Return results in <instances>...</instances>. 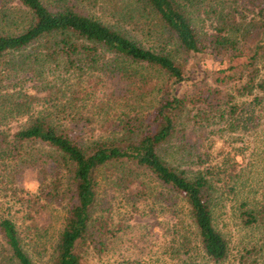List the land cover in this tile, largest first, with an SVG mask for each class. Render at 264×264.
<instances>
[{
    "label": "trees",
    "instance_id": "1",
    "mask_svg": "<svg viewBox=\"0 0 264 264\" xmlns=\"http://www.w3.org/2000/svg\"><path fill=\"white\" fill-rule=\"evenodd\" d=\"M5 1L9 4L0 9V264H33L14 208L47 204L64 212L52 264H80V246L90 242L102 249L111 233L115 207L111 196L101 194V179L120 192H133L143 185L140 174L153 181L155 197L164 199L169 211L186 205L204 255L224 262L228 246L214 215L219 177L231 179L226 161L187 176L161 152L183 131L177 124L186 104H199L197 116L200 105L219 108V85L231 86L229 111L245 98V130L256 127L254 114L264 110V0ZM138 33L151 47L136 39ZM207 52L221 69L211 72V83L196 99L178 95L188 79L187 59ZM13 122H19L16 130ZM23 168L37 169L33 193L16 186ZM241 209L246 225L260 224L264 250V184L258 208L245 203ZM37 220L25 224L27 234Z\"/></svg>",
    "mask_w": 264,
    "mask_h": 264
},
{
    "label": "rangeland",
    "instance_id": "2",
    "mask_svg": "<svg viewBox=\"0 0 264 264\" xmlns=\"http://www.w3.org/2000/svg\"><path fill=\"white\" fill-rule=\"evenodd\" d=\"M11 3L14 5V0ZM7 4L5 0H0V9ZM136 39L151 47L146 35L138 33ZM216 69H221V66L209 52L189 57L185 69L188 79L177 89V94L196 99L201 88L211 83V72ZM70 81H66L68 85ZM219 89L223 102L218 109L210 110L200 105L202 112L197 116L199 104H186L177 124V128L183 131L162 148V158L178 171L186 172L187 176L206 166H221V160L226 161L227 166L224 167L231 179L227 183L226 179L219 177L222 183L218 185L214 224L227 243L228 256L219 264H264L261 226L246 225L241 217V205L246 203L254 209L258 208L261 200L264 184V110L254 114L256 127L245 130V98L239 99L234 111H229V102L226 101L231 86L219 85ZM144 101L147 103L149 99ZM144 101L141 105L145 104ZM18 125L19 122L11 124L13 130ZM185 134L186 140L183 138ZM137 178L143 183L141 190L137 186L133 192L130 189L125 193L112 188L104 177L101 179V194L106 198L111 196L109 199L115 207L113 223L109 227L111 233L103 238L102 249L90 242L82 244L78 249L80 264H216L204 255L198 231L188 216L186 205L181 202L169 211L163 206L164 199L155 197L153 181L144 178V174ZM37 182V169L23 168L16 186L33 193ZM41 206L25 210L17 205L13 220L22 233V245L32 263L52 264L64 212L48 204ZM32 218L38 219L36 229L27 234L25 224Z\"/></svg>",
    "mask_w": 264,
    "mask_h": 264
}]
</instances>
